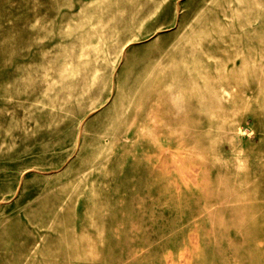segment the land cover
Returning a JSON list of instances; mask_svg holds the SVG:
<instances>
[{
	"label": "rangeland",
	"instance_id": "374dc122",
	"mask_svg": "<svg viewBox=\"0 0 264 264\" xmlns=\"http://www.w3.org/2000/svg\"><path fill=\"white\" fill-rule=\"evenodd\" d=\"M0 264H264V0H0Z\"/></svg>",
	"mask_w": 264,
	"mask_h": 264
}]
</instances>
